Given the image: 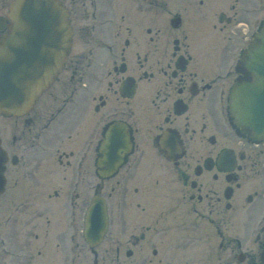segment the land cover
Masks as SVG:
<instances>
[{
  "label": "flooded vegetation",
  "instance_id": "flooded-vegetation-1",
  "mask_svg": "<svg viewBox=\"0 0 264 264\" xmlns=\"http://www.w3.org/2000/svg\"><path fill=\"white\" fill-rule=\"evenodd\" d=\"M60 1L72 29L61 74L26 114L0 118L10 159L0 264H82L83 243L92 254L83 229L94 199L107 215L99 245L133 216L142 259L171 262L173 253H162L170 248L178 264H194L189 241L194 221L205 219L216 221L217 264H264V141L239 137L226 119L256 8L247 0ZM8 3L0 0V17ZM99 165L119 166L101 178ZM7 250L13 262L2 260Z\"/></svg>",
  "mask_w": 264,
  "mask_h": 264
},
{
  "label": "water",
  "instance_id": "water-1",
  "mask_svg": "<svg viewBox=\"0 0 264 264\" xmlns=\"http://www.w3.org/2000/svg\"><path fill=\"white\" fill-rule=\"evenodd\" d=\"M66 12L55 0H14L7 17L8 32L0 38V114H21L60 70L68 51L70 30ZM260 69L257 82L234 87L229 112L233 121L264 135V30L258 37ZM0 162H3L2 155ZM98 203H96L97 205ZM98 206L94 208L93 213ZM93 214L91 224L105 220ZM91 245V243H90Z\"/></svg>",
  "mask_w": 264,
  "mask_h": 264
},
{
  "label": "rangeland",
  "instance_id": "rangeland-1",
  "mask_svg": "<svg viewBox=\"0 0 264 264\" xmlns=\"http://www.w3.org/2000/svg\"><path fill=\"white\" fill-rule=\"evenodd\" d=\"M3 122L10 123L11 121L9 120V118H7V120H2V123ZM13 172L14 171L9 170L8 175L13 174ZM42 179L47 180L45 178H42ZM102 185L106 186V184H102ZM28 192L29 190L24 193H28ZM103 193L108 194L107 188L103 189ZM137 219L138 218H134L133 216H131L130 223H128V226L125 227V231L123 232V234H121L120 236H117V235L112 236L110 240L108 241L104 240L103 245L102 244L99 245L97 249L100 250V254H98L99 262L97 264H178L182 262V261H177V259L174 258L177 251L171 250L170 248L163 250L162 253H165L167 251H170L171 253H173L172 261L170 258H167L168 261H171V262H165L164 259L161 262H156V260L152 257L151 253H148V256L146 259H142L140 251L143 250L141 246L144 245L145 243L138 241V239L136 240L137 238L136 236L139 233L138 232L139 225L137 223ZM204 225H207V224H204ZM202 227L203 226L201 225V228ZM202 238H203V234L201 233L198 235L197 240L194 239V245H192V248H197L196 245L200 243ZM116 249H118L119 251ZM81 250H82V264H92V255L90 254L88 247L84 243H83ZM7 251H8V254L4 252L5 255H2V260L4 258L7 261L13 262L12 261L13 257H11V255L9 254L12 251H9V250ZM33 251H34L33 254L36 255L35 251L37 250L34 249ZM127 251H131L132 253L130 258H126L125 256V253ZM33 262L34 264H37V263L44 264V261H42V258L34 259ZM194 264H199V262L195 261Z\"/></svg>",
  "mask_w": 264,
  "mask_h": 264
}]
</instances>
